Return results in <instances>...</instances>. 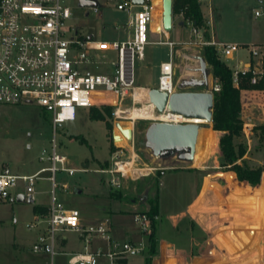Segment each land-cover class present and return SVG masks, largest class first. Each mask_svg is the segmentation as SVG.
Here are the masks:
<instances>
[{"label": "rangeland", "instance_id": "1", "mask_svg": "<svg viewBox=\"0 0 264 264\" xmlns=\"http://www.w3.org/2000/svg\"><path fill=\"white\" fill-rule=\"evenodd\" d=\"M96 1L99 3V9L90 10V14L87 15L86 4H82L80 0H71L70 4L75 5L76 8L70 23L83 36L91 33L98 40L126 39L133 31L130 28L129 32V14L117 9L114 4H107L104 0ZM232 1L234 0H211V2L201 0L206 15L212 20L211 26L219 34L221 42H228L226 40L230 34L243 28L239 25L240 13L235 11ZM136 10L137 8L133 9V11ZM256 10H262L260 5H255V3L253 5V2L248 0L241 14L249 21L255 17ZM179 17L184 20L183 14L173 12L175 20ZM153 27L157 32L150 34L152 42L145 47V58L134 61L135 88L130 90L121 104V97L100 87L93 93L92 100L95 105L90 108H80V114L76 120L56 127L52 120V112L45 110L36 102L0 105V172L30 174L43 166L51 165L48 156L53 152L52 140L56 137L57 151L66 155L68 159L66 165L79 168L74 174L63 170L56 173L57 197L65 207L78 208L87 225L103 222L105 216L109 215L112 210L120 211L122 208H128L131 200H135L137 203L136 211L139 213L147 211L149 208L148 199L159 196L160 191L163 192L164 189L167 190V193L164 196L161 194V199L159 197L161 206L183 203L189 198L191 189L198 193L202 190L198 198L197 205L199 207L209 203L217 210L215 207L219 206L216 204L221 191H225L230 196L234 195L236 198L241 196V199L246 201L240 191L229 188L227 177L222 173L225 171L221 167L220 149L216 154L214 137L209 150L207 149L210 128H201L198 143V158H201L207 150L208 161L201 166H195L193 161L184 158V155L189 152L187 148H174L164 151L160 156H155L152 148L145 145L148 128L153 122L160 120L130 119L124 117L127 115L126 113L117 114L120 109L125 111L134 105L143 104V102L135 100L136 88L144 87L148 90L157 85L160 65L163 61L170 59V45L159 43L166 39L164 35L158 33L161 29L159 11L155 13ZM173 34L172 40L177 43L174 48V61L176 63V79L179 82L183 77L191 76L187 72L188 70H195L199 66L197 56H204L202 41L206 38L202 33L200 36H196L189 26L178 33L176 29H173ZM100 52L106 53V57H103L102 53L95 55V59L103 61L100 68L96 67L95 69V66L91 68L94 71H111V66L104 61L114 59L115 53ZM238 52L243 56L248 53L243 48ZM221 59L234 67V61L230 57L221 55ZM257 59L259 60L257 65H261L260 58L257 57ZM208 66L212 71L209 63ZM213 80L211 72V84ZM147 81H151L152 84L145 83ZM146 102H148V98H146ZM106 105L112 107L110 114L104 110ZM95 109L105 114L106 120L92 118V112ZM258 116L262 118L264 115L259 114ZM255 123L261 122L256 121L252 125L245 124L244 135L237 138V141H243L246 145L247 154L245 157L251 165H264V148L251 129ZM118 124L133 129V141L124 136ZM210 124L214 130L213 121ZM214 131L219 140V132ZM138 140L141 141L139 147L136 145ZM41 156H44V160L40 158ZM131 160H133L131 167L135 169L124 173V176L115 173L121 186L113 185L110 181L111 174L103 170L115 168L117 161ZM50 174L49 171L43 172L41 178L37 180L35 201L31 203L19 202L11 197L0 202V264H71L68 251L72 247L81 248L76 233L67 232V246L61 251L57 247L53 258L49 254L36 253L32 250V245L39 235L36 234L37 228L29 229L27 224L37 220L33 210L35 205L51 206L52 204L51 182L46 178ZM222 175L225 177L226 184L221 188L213 180H221L220 176ZM262 179H264V171ZM215 187L218 189L215 190ZM18 189L24 190V183L21 180ZM120 195L122 196L120 197ZM259 200L263 201L262 198ZM249 203L253 204V202ZM233 212L235 213V211ZM219 213L220 211L217 210V214L213 216L217 219ZM182 215L180 210L169 212V217L173 221L181 219ZM131 227L137 231L134 232V241H140L141 237L145 236V244H147V235H144L139 222L135 220V213L131 211L126 212V215L123 216L112 217L110 232L113 239L119 241L128 239L126 231ZM57 237L59 240L60 234ZM106 244L107 241L95 238L91 247L93 249L101 247L107 251ZM206 253H202L198 259L202 260ZM145 255L146 248L143 252L129 257L128 261L123 264H145ZM185 255L186 250H173L161 257H155L153 264H163V260L169 257H171V264H182ZM99 264H110L109 258L102 256Z\"/></svg>", "mask_w": 264, "mask_h": 264}, {"label": "built area", "instance_id": "2", "mask_svg": "<svg viewBox=\"0 0 264 264\" xmlns=\"http://www.w3.org/2000/svg\"><path fill=\"white\" fill-rule=\"evenodd\" d=\"M70 1L0 0V105L36 102L45 110L52 112L55 127L76 120L80 108L95 105L92 100L93 93L100 87L121 97L120 104L122 103L130 90L135 88L134 61L145 58V47L152 42L150 34L154 29V14L158 9L156 0H144L142 4H135L132 0H104L107 4H114L117 9L129 14V32L130 28L133 30L124 40L108 41L95 39L91 33L85 36L79 33L70 23L76 8ZM80 2L84 4L81 0ZM160 6L163 11V0ZM85 7L88 8L89 15L90 10L99 9V3ZM135 8L137 10L133 11ZM256 14H260V11H256ZM161 30L166 32L163 20ZM193 32L196 36L202 33L195 27ZM159 43H168L171 54L170 59L160 65L158 83L155 87L171 95L178 90L173 50L177 43L171 40H162ZM202 44L214 45L220 56L230 58L241 48L238 43H217L214 40H204ZM100 51L115 53L114 59L104 61L112 68L109 72L94 71L91 68L92 66H95V69L100 68L103 61L95 59V55L102 53ZM250 52L252 57L260 58L262 65L264 53L257 46H252ZM102 54L106 57V53ZM261 65L254 66L253 71H261ZM251 67L246 69L243 65H236L234 68L236 84L239 73L245 74ZM210 90L212 92L220 90V84L213 80ZM167 122L179 123L173 119ZM52 141L53 152L48 156L51 165L41 167L32 174L0 172V202L11 197L16 198L20 193L18 191L20 180L24 183L23 193L35 201L37 180L41 178L43 172L51 173L47 179L51 182L52 204L46 213L37 217L36 222L27 224L29 229L37 228L42 223L46 224L45 230L33 243L32 250L36 253L49 254L53 258L63 232L74 231L83 238L84 249L70 253L71 264H99L102 256L108 257L110 264H120L119 260L143 252L146 246L145 239L139 242L114 240L107 222L87 225L82 222L81 211L78 208L65 207L59 201L56 194L58 186L56 173L63 170L74 174L79 168L67 166L66 155L57 151L56 137ZM40 158L44 160V156ZM118 162L121 161L115 163V168L103 171L109 172L111 183L120 187L121 182L115 173L122 176L124 173L118 169ZM135 220L139 222L144 235L151 232V218L146 213L137 212ZM230 223L235 222L230 220ZM261 229L264 232V223ZM95 238L107 241L109 249L107 251L101 247L93 249L91 245ZM247 247L254 248L248 245ZM243 248L242 258H246L245 263L256 260V264H264V250L261 253L259 248L257 251L252 250L253 252L251 249ZM228 253H233L232 248L229 247ZM248 255L250 256L246 257ZM222 261L223 259L218 260L217 263L220 264Z\"/></svg>", "mask_w": 264, "mask_h": 264}, {"label": "crops", "instance_id": "3", "mask_svg": "<svg viewBox=\"0 0 264 264\" xmlns=\"http://www.w3.org/2000/svg\"><path fill=\"white\" fill-rule=\"evenodd\" d=\"M248 0H234L232 1L235 7V11L240 13L239 21L243 28L239 30H235L230 36H228V42H221L219 40V34L212 28V20L208 18L203 9L202 5V12L204 17L207 19L208 24L210 26V34L211 40H214L217 43H238L241 45V48L247 50V55L243 56L239 54V49L233 57L230 59L234 61V67L236 65H243L244 68L248 69L252 66V61L255 63L254 66L257 65L258 59L257 57H252L250 48L252 46H257L263 53H264V0H250L255 3L259 4L261 7L260 14H256L251 20L247 21L244 16H242L241 12L245 8V4ZM211 2V0H209ZM254 9V7H253ZM214 10V9H213ZM214 14V11H213ZM214 17V15H213ZM214 21V20H213ZM186 26H189L192 30L193 27L189 23H185L183 18L179 17V19L175 20L173 18V28L169 32H163L161 29L158 33L165 36L166 40H172L173 37V29H176L177 33ZM240 28V27H239ZM157 32L153 29L152 33ZM175 42V41H174ZM168 44V43H165ZM175 50V49H173ZM177 50V49H176ZM227 63V62H226ZM228 64V63H227ZM229 65V64H228ZM231 67V65H229ZM145 83H151V81H147ZM156 85H154L155 87ZM145 89L144 87H142ZM244 92H249V100L247 104L242 102V119L245 121V124L252 125L254 122H264V90H249L245 89L241 92V100ZM262 115L263 117H259L258 115ZM211 132L208 136V145L207 149L211 145L213 137L215 134ZM214 132V131H213ZM207 150L205 154L197 159L195 166H201L204 162L208 161V157H206ZM202 159V160H201ZM201 160V161H200ZM200 162V163H199ZM44 167V166H43ZM39 170V169H38ZM35 173V172H34ZM225 173V172H223ZM32 174V173H30ZM21 175V174H20ZM23 175V174H22ZM221 180H213L217 182L218 185L225 186L226 180L225 177L222 175L220 176ZM47 178V177H46ZM264 180L262 179L261 182ZM205 182V181H204ZM204 184V183H203ZM216 188V187H215ZM216 188L215 190H217ZM19 192H23L24 190H19ZM167 190L160 191V199L162 195L166 194ZM202 191V190H201ZM201 191L195 192V190H189V198L181 204L175 205H160V212L159 216L157 217L159 220L158 224V234H159V242H158V253L152 257V263L155 257H161L165 253H169L173 250L183 249L186 250L185 259L182 264H219L217 263L218 260L223 261L220 264H256V260H250L245 263L246 258H242V248L244 249H251V251L259 250L262 253L264 250V232H262L261 225L264 223V195L263 201L259 200L258 195L250 200H242L241 196L236 198L234 195H227L225 191L219 192L220 199L217 198L219 201L216 205L219 206L217 208L220 213L218 214L219 218L216 219L215 214H217V210L213 208L212 205L209 203L205 204L204 206L199 207L198 198L200 196ZM169 192V191H168ZM218 192V191H217ZM263 193H264V185H263ZM124 195V194H123ZM125 196V195H124ZM159 199V204H160ZM253 202V204L249 203ZM249 204V205H248ZM45 206V208L49 209L50 206L45 204H39ZM252 205V206H251ZM34 210V209H33ZM137 203L135 200H131L130 206L128 208H122L120 211L115 210L111 211V213L105 216V220L103 222H107L110 226L112 225V217L113 216H123L126 215V212L137 213ZM182 211V218L173 221L169 217V212H176ZM216 210V211H215ZM46 211V212H47ZM235 211V213L233 212ZM46 212H35L34 216L37 218L39 215H42ZM222 213V214H221ZM82 215V213H81ZM232 215V216H231ZM236 220H234V219ZM216 219V220H215ZM229 219H233L235 223H230ZM221 220V221H220ZM186 221H194L196 224L195 226L189 225L188 229L183 226V233H180L177 229V226L180 224H184ZM82 222L86 224L83 220L82 215ZM102 223V222H100ZM46 228V224H40L36 229V234L39 235L43 232ZM66 232V233H65ZM67 232H74V231H64L62 239L58 242V248L64 250V247L67 246L68 235ZM127 238L126 240H131L133 242H139V240L134 241V232H137L133 227L129 228L127 231ZM76 233V232H74ZM111 233V232H110ZM36 235V236H37ZM112 235V234H111ZM76 237L78 241L81 243V248L75 249L70 248L68 253L81 251L84 249V241L83 238L76 233ZM113 238V236H112ZM246 238V242H245ZM97 239V238H96ZM145 239V236L141 237V240ZM140 240V241H141ZM258 241V244H257ZM234 244H236L234 246ZM248 246H254V248H248ZM229 247L232 248L233 253H228ZM107 250L109 249V243L106 244ZM259 248V249H258ZM252 251V252H253ZM207 252L205 257L200 260L198 257ZM251 252V253H252ZM250 253V254H251ZM221 255V256H220ZM250 255L246 256L249 257ZM129 257L125 259L119 260L120 264L126 263ZM171 257L166 258L163 260V264H171L170 262ZM146 264V262H145Z\"/></svg>", "mask_w": 264, "mask_h": 264}, {"label": "trees", "instance_id": "4", "mask_svg": "<svg viewBox=\"0 0 264 264\" xmlns=\"http://www.w3.org/2000/svg\"><path fill=\"white\" fill-rule=\"evenodd\" d=\"M201 5V0H173V12L183 14L185 23L202 30L206 40H211L210 26L203 15ZM203 54L211 65L214 80L220 84V90L213 92L212 117L213 128L219 132V140L214 130L212 133L215 134L216 154L218 149L221 151V167L225 171L222 173L227 177L229 188L240 191L244 199L250 200L257 195L258 198L263 199L264 181H261L264 165H251L245 157L247 154L246 145L243 141H237V138L243 136L245 132V121L242 119V102L247 104L250 95L249 92H244L241 100V92L245 89L264 90V58L262 59L261 71H253L255 63L252 61L250 70L245 74L239 73L236 84L234 69L221 59L214 45H204ZM111 108V106H104L107 114H110ZM92 118L106 120L105 114L98 109L92 112ZM251 129L264 148V122L255 123ZM136 145L139 147L141 141L138 140ZM148 204L149 208L143 213L151 218L152 230L146 238L145 262L151 264L152 257L158 253L159 196L149 198ZM34 210L37 213L47 211L45 206L41 205H35ZM195 224L194 221H186L184 224L178 225L177 229L183 233V226L188 229L189 225L194 227Z\"/></svg>", "mask_w": 264, "mask_h": 264}, {"label": "water", "instance_id": "5", "mask_svg": "<svg viewBox=\"0 0 264 264\" xmlns=\"http://www.w3.org/2000/svg\"><path fill=\"white\" fill-rule=\"evenodd\" d=\"M86 5H96L93 0H81ZM135 4H142L144 0H132ZM163 23L166 31L173 28V0H163ZM199 66L195 68L198 75L185 76L177 83V91L168 95L153 87L148 89V100L154 104L158 112L180 114L187 118H203L211 122L213 117L214 95L210 90L211 69L206 58L197 56ZM202 125L197 122L172 123L155 121L146 132L145 145L150 146L155 156H160L164 151L174 148H187L189 152L185 159L194 160L196 144ZM119 129L129 140H134V131L130 127L118 124ZM118 138V136H116ZM19 202H33L30 196L20 192L16 198Z\"/></svg>", "mask_w": 264, "mask_h": 264}, {"label": "bare ground", "instance_id": "6", "mask_svg": "<svg viewBox=\"0 0 264 264\" xmlns=\"http://www.w3.org/2000/svg\"><path fill=\"white\" fill-rule=\"evenodd\" d=\"M156 2L158 3V9L156 11L160 12V16H161V27H162V20H163V11L161 9L160 3L161 0H156ZM155 11V13H156ZM155 16V14H154ZM194 55V54H193ZM197 63H198V59H197ZM191 76H196L197 72L195 70H188L187 71ZM134 97L136 102L137 101H141L143 102L142 105H134L131 108L126 109L125 111L123 110H119V113H126L127 115H125V118H130V119H147V120H161V121H169L171 119L177 121V122H197L200 123L202 126L201 128H210L211 129V122L207 121L206 119L203 118H187L184 117L180 114H172L170 112H158L155 109L154 104L150 103L149 100L148 102H146V98H148V90L147 89H143L142 87H138L136 88L135 92H134ZM127 108V106H125ZM200 135V132H199ZM198 143H199V136H198V141L196 144V151L194 154V160H193V164H196V159H197V153H198ZM126 162V161H125ZM125 162H118V169L122 170L123 173H128L130 171H132L135 168H132L131 165L133 164V160L131 161H127ZM134 167V166H133Z\"/></svg>", "mask_w": 264, "mask_h": 264}]
</instances>
